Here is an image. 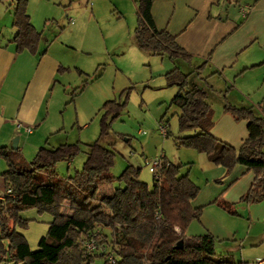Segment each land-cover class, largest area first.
<instances>
[{
  "label": "trees",
  "instance_id": "16d2710c",
  "mask_svg": "<svg viewBox=\"0 0 264 264\" xmlns=\"http://www.w3.org/2000/svg\"><path fill=\"white\" fill-rule=\"evenodd\" d=\"M134 2L136 46L147 53L165 55L172 62L177 58L189 61L191 54L179 45L175 35L155 26L150 12L152 0ZM10 6L16 48H32L40 33L30 22L27 0H11ZM204 64L205 61L196 66L195 71ZM188 76L176 64L163 74L166 85L177 88L170 104L178 108V130L191 131L179 135L175 144L204 153L226 172L237 164L245 171L251 170L253 179L239 201L264 200V118L249 106L225 100L223 111L235 120H245L247 134L237 148L215 137L210 132L213 120L207 91L190 85ZM129 88L120 91L119 99L102 102L98 110V135L86 143L84 160L72 174H59L55 165L61 160L69 161L80 151L78 141L56 146L45 142L30 160L25 159L19 146H0V157L5 161L0 176L5 189H9L0 200V264H93L96 257H103L102 264H248L217 255L215 239L208 231L185 234L189 223L199 219L202 206L191 204L199 187L187 172L180 173V163L161 158L157 172L152 173L151 184L141 180L140 167L130 163L118 175L111 174L114 152L100 139L108 136L111 120L125 107ZM115 181L118 185L110 195L96 202L99 185ZM221 194L222 191L217 199ZM63 201L67 203V213L61 211ZM221 206L234 213L225 201ZM26 208L51 215L47 230L34 249L16 229L28 223L29 219L19 213ZM180 239L182 244L177 248L174 245ZM89 242L93 245L91 249L86 246Z\"/></svg>",
  "mask_w": 264,
  "mask_h": 264
},
{
  "label": "rangeland",
  "instance_id": "374dc122",
  "mask_svg": "<svg viewBox=\"0 0 264 264\" xmlns=\"http://www.w3.org/2000/svg\"><path fill=\"white\" fill-rule=\"evenodd\" d=\"M39 1L28 0V4L32 8L35 5L42 6ZM41 3L44 4V11L49 14L48 22L44 26L45 34L50 35L51 38L58 30L65 28L61 35V42L64 44L71 42L70 44L75 46L67 48L70 59L66 58L72 64L77 62L78 68L85 72L80 75L74 69L68 76L70 86L64 91L63 104L59 113L60 116L63 115V123H56L59 129L46 143L48 146H55L60 142H79L80 151L69 161H58L55 165L56 171L67 175L80 168L85 157L86 143L96 139L99 132L100 111L98 110L104 100L119 99L121 90H118L117 84L122 75L125 81L127 80V87L130 86L125 107L117 117L111 120L108 136L100 139L102 144L109 146L114 152L110 167L111 174L118 175L130 163L140 167L139 178L151 184L152 172L146 161L162 155L163 160L181 164L180 173H188L190 179L199 187L198 192L211 191L213 185H216L219 186L217 197L222 191L221 197L225 198L226 195L240 202L238 192L242 180L229 181L238 164L226 172L223 166L209 161L204 153L175 144V139L179 135L190 134L191 131L178 130V108L170 104V98L177 88L175 85H166L163 74L160 73L164 63L158 56H149L136 46L133 36L136 24L134 0H41ZM68 17L74 19L72 24L66 21ZM62 24L64 27H61ZM71 27H75L73 31L69 30ZM56 43L54 42V45L59 47ZM199 62L201 60L193 57L189 61L181 58L174 60V63L184 72L189 69L195 70L194 66ZM208 72L210 70L206 68L204 74ZM208 76L209 84L212 86L210 94L207 95V100L212 107L211 130L216 137L227 140L237 148L240 139L226 119L242 126L246 124V121L235 120L223 111L225 100L233 104L232 95L226 93L231 90V87L228 88L229 83H232L237 90L238 101L245 102L254 100L253 98L257 95H262L264 91L262 78H257L255 74L247 71L243 76L239 75L236 85L232 80L226 81L224 75L210 73ZM66 83L67 81L65 87ZM71 91H74L73 95L70 94ZM160 124L167 128V136L160 132ZM32 145L33 143L29 142L27 147L25 146V151H21L26 160H30L36 152L37 147L35 149ZM196 155H203L206 161L211 163V168L217 170L208 171L210 168L203 167ZM0 159L4 168L5 161L3 158ZM218 171H222L221 176ZM251 173L253 174L252 171ZM111 185H118V182L115 181ZM262 201L255 202L256 207L261 209L258 211L254 209L253 215L248 211L240 213L241 209L239 210L237 204L234 207L237 211L234 213L224 209L217 202L207 208L213 218L223 220L235 230L234 239L214 238V249L217 255L221 253L233 258L234 261L241 262L251 261L257 254H261L259 257H264V240L255 245L250 244L249 239L241 242V238L249 230H251L250 235L264 230V202ZM208 205H204L203 208ZM19 213L29 220L25 227L17 226L16 229L24 235L30 247L34 249L39 237L45 234L51 215L47 212H38L35 208H26ZM253 222L255 223L252 226ZM190 223L203 226L200 219L192 220ZM191 228L188 225L185 233H191ZM228 245H233V248L227 247ZM102 262L103 257H96L93 264H102Z\"/></svg>",
  "mask_w": 264,
  "mask_h": 264
},
{
  "label": "crops",
  "instance_id": "0c3cea01",
  "mask_svg": "<svg viewBox=\"0 0 264 264\" xmlns=\"http://www.w3.org/2000/svg\"><path fill=\"white\" fill-rule=\"evenodd\" d=\"M10 1L0 0V146L11 147L12 139L17 137V146L23 152L29 142L33 143L32 147L36 149L45 142L48 143L49 138L55 135L59 129L56 123H63V115L60 116L59 113L64 91L70 86L68 76L74 69L78 74L84 71L78 68L77 62L72 64L66 58L70 59L67 48L75 46L70 44L71 42L67 44L61 42L65 28L58 30L51 38L50 35L45 34L44 26L48 22L49 14L44 11L41 0L39 2L42 6L35 5L33 8L27 0L26 8L31 24L40 33V39L32 48L17 49L12 39L16 30L12 26ZM150 12L158 29H166L174 34L176 41L191 54V57L201 60L199 64L205 61L203 69L198 72L194 69L186 71L189 73L190 85L203 87L209 95L212 89L208 80L210 73L224 75L226 81L232 80L237 85L239 75L243 76L247 71L255 74L257 78H262L264 85V0H152ZM68 18L66 21L72 24L74 19L73 22H69ZM56 22L58 23V18ZM61 27H64L63 24ZM74 28L71 27L69 30L73 31ZM54 42H57L59 47L54 45ZM146 54L158 56L162 60L161 62L164 63V68L160 71L162 74L175 64L165 55L147 52ZM206 68H209L210 72L204 74ZM229 84L228 88L231 87V90L226 93L232 95L233 104L249 106L264 118V91L262 95L253 98L254 100L242 102L238 101V93L234 85ZM127 86V80L125 81L121 75L117 84L118 90ZM226 121L230 123L241 142L247 134L246 124L242 126L227 119ZM26 127H30V131H27ZM211 133L216 137L213 131ZM217 138L229 143L223 138ZM196 157L203 167L210 168L208 171L217 170L211 168V163H208L203 155ZM3 166L0 159V173L5 168ZM218 172L219 175L222 173V171ZM253 176L251 171H245L244 167L239 165L229 181L242 180L238 192L241 196L249 187ZM213 186L211 191L203 193L199 191L191 200L193 206H202L199 219L203 226L190 223L189 228L192 227V232L185 234L188 236L203 233L202 231L205 230L214 238L234 239L235 230L223 220L213 218L207 208L216 202L221 206L222 201H225L234 212L237 211L234 208L237 204L239 210L241 209L240 213L248 211L253 215L254 209L258 211L261 207L257 208L255 203L244 205L226 195L225 198L217 199L219 186ZM113 188L111 184L99 185L95 201L101 202V198L110 195ZM4 189L0 176V200ZM206 204L209 205L203 208ZM103 207L107 210L105 206ZM61 211L68 212L66 201L61 205ZM50 220L51 217L48 222ZM254 223L251 225L253 226ZM250 231L241 238L242 243L249 239L250 244L255 245L264 240V230L254 232L252 235L249 234ZM227 247L233 248V245ZM260 255L257 254L255 257Z\"/></svg>",
  "mask_w": 264,
  "mask_h": 264
},
{
  "label": "built area",
  "instance_id": "2783aa9c",
  "mask_svg": "<svg viewBox=\"0 0 264 264\" xmlns=\"http://www.w3.org/2000/svg\"><path fill=\"white\" fill-rule=\"evenodd\" d=\"M68 20H69V22H73V18H71V17H69ZM159 128H160L159 129L160 132L165 136V134H166L165 125L160 124ZM26 130L30 131V127H26ZM161 158H162V155L160 157H158V158H155V159L151 160V161H146L149 164L148 168H149V170L152 173H156L157 172V169H158V167L161 164V160H162ZM4 192L9 193V189H4ZM175 229H177V227H175ZM86 246H87L88 249L93 248V245L90 242L87 243ZM108 258H109L110 261H112V257L110 255H108ZM248 264H264V257H256L253 260L249 261Z\"/></svg>",
  "mask_w": 264,
  "mask_h": 264
},
{
  "label": "water",
  "instance_id": "95a60500",
  "mask_svg": "<svg viewBox=\"0 0 264 264\" xmlns=\"http://www.w3.org/2000/svg\"><path fill=\"white\" fill-rule=\"evenodd\" d=\"M17 147V137H14L11 141V148H16ZM182 240H178L176 244L174 245L175 247L179 248L181 247Z\"/></svg>",
  "mask_w": 264,
  "mask_h": 264
}]
</instances>
